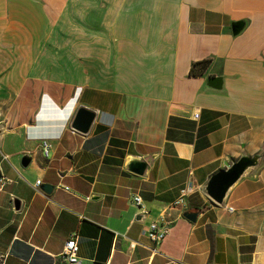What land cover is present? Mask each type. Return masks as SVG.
Returning a JSON list of instances; mask_svg holds the SVG:
<instances>
[{"label":"crops","instance_id":"crops-1","mask_svg":"<svg viewBox=\"0 0 264 264\" xmlns=\"http://www.w3.org/2000/svg\"><path fill=\"white\" fill-rule=\"evenodd\" d=\"M0 112V264H66L71 233L82 264H264V161L223 205L203 192L264 146V0H0Z\"/></svg>","mask_w":264,"mask_h":264},{"label":"water","instance_id":"water-1","mask_svg":"<svg viewBox=\"0 0 264 264\" xmlns=\"http://www.w3.org/2000/svg\"><path fill=\"white\" fill-rule=\"evenodd\" d=\"M244 26L243 21H235L232 23L231 29L233 34L238 33ZM208 84L212 87L219 88L221 86L220 77L209 78ZM95 118V112L89 108L80 107L77 109L72 121L71 127L80 132L87 133ZM2 132V124H0V134ZM30 161L27 155L22 157L21 163L26 166ZM264 161V146L262 150L256 154H242L237 160L233 161L228 167L221 169L214 173L208 181L203 185V192L216 204L223 205L226 197L232 187L240 181L243 177L251 174ZM148 166L146 159L134 156H128L125 161V167L132 173L137 175L145 174ZM2 177L0 173V178ZM54 188L53 184L43 183L41 189L50 193ZM14 207H19V202L14 200ZM184 216L194 221L196 219V212L185 211Z\"/></svg>","mask_w":264,"mask_h":264},{"label":"built area","instance_id":"built-area-1","mask_svg":"<svg viewBox=\"0 0 264 264\" xmlns=\"http://www.w3.org/2000/svg\"><path fill=\"white\" fill-rule=\"evenodd\" d=\"M198 116V113L195 114ZM41 150L44 156H48L51 143L48 138L41 139ZM40 179L36 180L35 185L37 186L40 183ZM6 183V179L4 177L0 178V188ZM190 188L189 186H184L179 190V196L174 200L173 205H182L185 203V197L189 194ZM135 203L140 206L142 209H145L142 198L139 194L134 196ZM232 210V207H229ZM145 211V210H143ZM144 232L146 235L155 242V244H159L165 236L169 232V228L165 224H161L157 220L152 221L150 224L144 227ZM137 244V241L131 242V247H134ZM156 250L155 248L153 249ZM61 261L66 264H82L81 256L79 255V244H78V236L76 233H71L69 238L65 241L62 252L60 253Z\"/></svg>","mask_w":264,"mask_h":264},{"label":"trees","instance_id":"trees-1","mask_svg":"<svg viewBox=\"0 0 264 264\" xmlns=\"http://www.w3.org/2000/svg\"><path fill=\"white\" fill-rule=\"evenodd\" d=\"M207 63H208V60H205V61L201 62V66L204 68V67H206ZM193 67H194V65H193ZM193 67L190 70L191 73H195Z\"/></svg>","mask_w":264,"mask_h":264},{"label":"rangeland","instance_id":"rangeland-1","mask_svg":"<svg viewBox=\"0 0 264 264\" xmlns=\"http://www.w3.org/2000/svg\"><path fill=\"white\" fill-rule=\"evenodd\" d=\"M0 117H1V112H0Z\"/></svg>","mask_w":264,"mask_h":264}]
</instances>
